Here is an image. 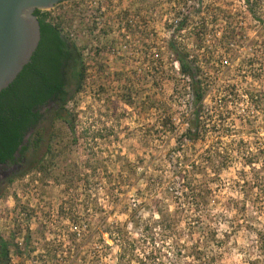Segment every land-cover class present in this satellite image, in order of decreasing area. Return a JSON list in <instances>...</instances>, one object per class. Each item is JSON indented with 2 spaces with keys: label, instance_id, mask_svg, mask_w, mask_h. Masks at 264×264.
I'll use <instances>...</instances> for the list:
<instances>
[{
  "label": "clouds",
  "instance_id": "1",
  "mask_svg": "<svg viewBox=\"0 0 264 264\" xmlns=\"http://www.w3.org/2000/svg\"><path fill=\"white\" fill-rule=\"evenodd\" d=\"M37 10L80 60L0 175V264H264V0Z\"/></svg>",
  "mask_w": 264,
  "mask_h": 264
},
{
  "label": "trees",
  "instance_id": "2",
  "mask_svg": "<svg viewBox=\"0 0 264 264\" xmlns=\"http://www.w3.org/2000/svg\"><path fill=\"white\" fill-rule=\"evenodd\" d=\"M34 15L39 17L38 47L15 80L0 92V166L24 164L23 154L16 151L21 133L44 127L50 120V115L41 114L42 107L52 103L50 112L60 108L63 80L74 62L80 60L79 52L68 43L49 13L41 15L37 10ZM185 71L191 72L194 81L199 75V69L186 67ZM83 80L84 71L80 74L81 84ZM1 244L5 252L0 258L6 262L9 243Z\"/></svg>",
  "mask_w": 264,
  "mask_h": 264
},
{
  "label": "water",
  "instance_id": "3",
  "mask_svg": "<svg viewBox=\"0 0 264 264\" xmlns=\"http://www.w3.org/2000/svg\"><path fill=\"white\" fill-rule=\"evenodd\" d=\"M61 0H0V92L27 65L40 41L37 19H24L28 8Z\"/></svg>",
  "mask_w": 264,
  "mask_h": 264
},
{
  "label": "rangeland",
  "instance_id": "4",
  "mask_svg": "<svg viewBox=\"0 0 264 264\" xmlns=\"http://www.w3.org/2000/svg\"><path fill=\"white\" fill-rule=\"evenodd\" d=\"M49 14H50L51 18L54 20V22L61 27L63 33L66 35V33H65V27L67 26L66 20L62 16H59V15L58 16H52L51 13H49ZM93 20H95V17H93ZM129 31H133V29L131 28V25H129ZM139 35H140L141 40H143L147 36V33L141 32V33H139ZM226 38H228V37L226 36ZM86 73H87V69L85 68L84 80H83L82 84L85 81ZM117 78L118 79L120 78L119 74L117 75ZM129 83H131V81H129ZM10 170H12V169H10V164L0 166V175H5V174L8 175ZM1 240H3V239H1ZM8 249H9V247H8ZM8 254H9V252H8Z\"/></svg>",
  "mask_w": 264,
  "mask_h": 264
},
{
  "label": "flooded vegetation",
  "instance_id": "5",
  "mask_svg": "<svg viewBox=\"0 0 264 264\" xmlns=\"http://www.w3.org/2000/svg\"><path fill=\"white\" fill-rule=\"evenodd\" d=\"M52 105H53V104L50 103V104L48 105V107L50 108V106H52ZM54 107L56 108L57 106L54 105ZM14 164H16L18 168L22 166V163H14ZM3 176H7V175L5 174V175H3ZM1 242H5V241L1 240ZM1 242H0V257H2L3 253L5 252V249L2 248V247H3V244H1Z\"/></svg>",
  "mask_w": 264,
  "mask_h": 264
}]
</instances>
